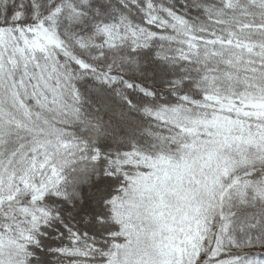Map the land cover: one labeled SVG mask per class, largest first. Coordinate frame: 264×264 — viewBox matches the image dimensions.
Instances as JSON below:
<instances>
[{"label": "snow or ice", "instance_id": "snow-or-ice-1", "mask_svg": "<svg viewBox=\"0 0 264 264\" xmlns=\"http://www.w3.org/2000/svg\"><path fill=\"white\" fill-rule=\"evenodd\" d=\"M0 264H264V0H0Z\"/></svg>", "mask_w": 264, "mask_h": 264}]
</instances>
